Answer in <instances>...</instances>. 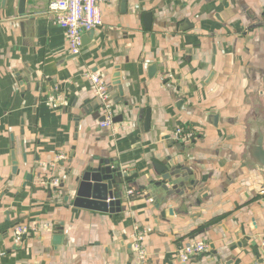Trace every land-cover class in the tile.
<instances>
[{
	"label": "crops",
	"instance_id": "0c3cea01",
	"mask_svg": "<svg viewBox=\"0 0 264 264\" xmlns=\"http://www.w3.org/2000/svg\"><path fill=\"white\" fill-rule=\"evenodd\" d=\"M19 2L0 0V264H138L135 227L148 264H264V173L246 154L254 124L264 135V0H111L77 55L49 0H25L22 15ZM88 74L107 85L110 128ZM177 127L196 137L176 142ZM99 160L130 178L119 213L63 201L59 186ZM165 190L174 200L158 208ZM18 225L38 232L17 237ZM189 241L208 250L182 263Z\"/></svg>",
	"mask_w": 264,
	"mask_h": 264
},
{
	"label": "water",
	"instance_id": "95a60500",
	"mask_svg": "<svg viewBox=\"0 0 264 264\" xmlns=\"http://www.w3.org/2000/svg\"><path fill=\"white\" fill-rule=\"evenodd\" d=\"M24 1L20 0L19 2V10L18 14H23ZM125 0H122V4H124ZM144 28L146 31L151 30V14H146L144 16ZM187 23V22H185ZM181 31L184 29H180ZM91 32H88L87 35L82 37V41L86 39V37L90 36ZM150 40L152 45L154 44V35H150ZM156 71V66L152 65L148 68V76L152 77ZM114 82H112L113 86L118 88L119 94L122 95V87L120 81L117 79L118 75H114ZM215 120V118H214ZM104 121V118H101V122ZM144 128L148 129L149 126V110L147 109L144 116ZM168 146H174L177 150L181 148L177 143L173 140H170L168 137L166 138ZM247 161L254 167L258 168L264 173V135L261 126L257 123L254 124L253 128L250 132V137L247 142ZM72 157V154H71ZM11 158L13 159V169L12 172L15 174L17 170V162L14 161V155L11 154ZM170 160V158H167ZM70 162V161H69ZM68 162V163H69ZM154 170L157 174L163 176L170 175L174 170H170L166 174L165 164L159 163L154 165ZM70 173V172H69ZM69 175V174H68ZM71 175V173H70ZM71 182L68 184H61L59 188L64 189L67 192V195L64 197V202L69 203L72 207L77 209L88 210L96 213H108L114 214L119 213L121 211V199H122V190L121 186L124 183H127L130 178L124 176L121 173L120 168L114 166L108 161L99 160L97 164L87 163L86 165L80 167L78 169V173L71 176ZM167 179L163 178V182H166ZM27 181H30V177L27 176ZM172 183V181L170 182ZM166 184V183H165ZM164 184V185H165ZM174 185V184H173ZM193 186V182L190 181L188 185L185 187ZM174 189V188H173ZM172 189V190H173ZM174 194V193H173ZM173 194L168 193V190H165V193L162 196V200L158 205V208L165 204L166 202H171L174 199ZM180 195H177V197ZM176 197V198H177ZM169 215H172V210L169 209ZM162 212V217H163ZM58 232L52 236V243L55 246H58L62 242V226L58 225Z\"/></svg>",
	"mask_w": 264,
	"mask_h": 264
},
{
	"label": "built area",
	"instance_id": "2783aa9c",
	"mask_svg": "<svg viewBox=\"0 0 264 264\" xmlns=\"http://www.w3.org/2000/svg\"><path fill=\"white\" fill-rule=\"evenodd\" d=\"M111 0H49L48 11L55 15V23L64 31L66 36L69 54L77 55L82 45V36L93 31L102 25L100 6ZM91 92L102 102L104 106V121L100 123L102 128H110L111 109L107 104L108 88L106 83L98 74H88ZM195 131L177 127L172 138L176 142L185 143L194 139ZM57 160H64L59 156ZM47 182V181H46ZM58 179H50L48 184L57 187ZM131 190L126 192L125 197L130 198ZM262 209L264 210V188L259 192ZM47 228V227H46ZM38 232V227L18 225L14 227V234L17 237H31ZM132 250L138 264H148V256L143 247L144 232L135 227L131 236ZM264 248V241L262 242ZM208 250V244L203 241H189L184 243L177 250V256L182 263H188L192 258L198 257Z\"/></svg>",
	"mask_w": 264,
	"mask_h": 264
}]
</instances>
